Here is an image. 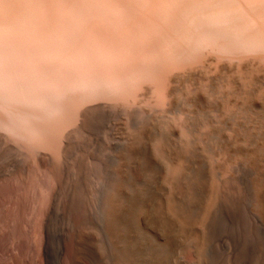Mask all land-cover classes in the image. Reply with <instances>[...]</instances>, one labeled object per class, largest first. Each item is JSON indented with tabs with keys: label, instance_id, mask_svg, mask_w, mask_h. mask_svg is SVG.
<instances>
[{
	"label": "bare ground",
	"instance_id": "1",
	"mask_svg": "<svg viewBox=\"0 0 264 264\" xmlns=\"http://www.w3.org/2000/svg\"><path fill=\"white\" fill-rule=\"evenodd\" d=\"M102 118L170 135L178 181L191 150L217 190L243 163L264 214V0H0V141L53 175L74 132Z\"/></svg>",
	"mask_w": 264,
	"mask_h": 264
},
{
	"label": "rangeland",
	"instance_id": "2",
	"mask_svg": "<svg viewBox=\"0 0 264 264\" xmlns=\"http://www.w3.org/2000/svg\"><path fill=\"white\" fill-rule=\"evenodd\" d=\"M126 126L102 118L74 132L53 175L48 164L35 169L18 143L0 141V264H264L252 171L235 165L217 190L208 161L191 150L178 181L164 153L174 149L173 138L158 127L144 136ZM113 208L123 210L117 226Z\"/></svg>",
	"mask_w": 264,
	"mask_h": 264
}]
</instances>
